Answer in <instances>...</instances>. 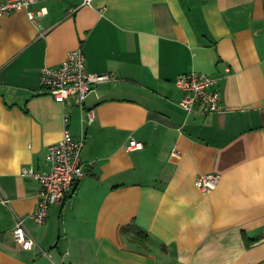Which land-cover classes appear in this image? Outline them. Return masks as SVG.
<instances>
[{
  "label": "crops",
  "instance_id": "crops-1",
  "mask_svg": "<svg viewBox=\"0 0 264 264\" xmlns=\"http://www.w3.org/2000/svg\"><path fill=\"white\" fill-rule=\"evenodd\" d=\"M77 48L115 79L60 104L40 74ZM190 72L217 79L221 112L179 106ZM65 129L88 171L39 226L24 171L49 170ZM132 224L144 247L122 234ZM0 264H264V0H39L0 18Z\"/></svg>",
  "mask_w": 264,
  "mask_h": 264
},
{
  "label": "built area",
  "instance_id": "built-area-1",
  "mask_svg": "<svg viewBox=\"0 0 264 264\" xmlns=\"http://www.w3.org/2000/svg\"><path fill=\"white\" fill-rule=\"evenodd\" d=\"M39 0H0V18L19 10H31ZM45 13L43 9L40 14ZM34 19V13L29 12ZM82 48L67 53L66 59L56 67H45L40 74L42 93L50 95L57 103H65L76 97L79 104L94 92L99 84L113 81L112 74H97L88 71L86 56ZM229 71V70H228ZM227 71V73H228ZM217 79L205 74L190 72L181 74L175 81V87L183 94L179 106L185 113L192 114L200 108L204 114L219 113L223 110L221 91L216 88ZM90 114V122L93 121ZM68 123V119H65ZM128 150L141 149L142 145L130 140ZM85 139L75 138L65 129L63 137L47 149L46 160L49 170L39 172L25 170L24 176L34 178L41 185L38 194V209L31 216L32 221L43 226L47 223L51 206L65 200H71L76 192V185L86 176L88 169L82 161ZM220 177L216 174L200 175L195 180L196 188L210 192L216 189ZM15 243L24 250H33L36 241L28 233L25 221L16 220L13 229Z\"/></svg>",
  "mask_w": 264,
  "mask_h": 264
},
{
  "label": "trees",
  "instance_id": "trees-1",
  "mask_svg": "<svg viewBox=\"0 0 264 264\" xmlns=\"http://www.w3.org/2000/svg\"><path fill=\"white\" fill-rule=\"evenodd\" d=\"M130 230H133L135 232L133 236L129 237L130 242H132L133 244H137L144 247L150 240L148 232L143 229H140V227L136 226L135 224L123 227L121 229V232L123 235L127 236Z\"/></svg>",
  "mask_w": 264,
  "mask_h": 264
}]
</instances>
